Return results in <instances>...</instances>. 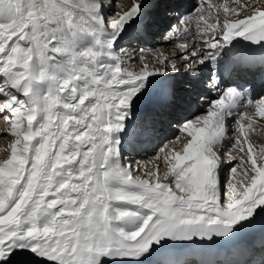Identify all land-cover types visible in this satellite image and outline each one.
Instances as JSON below:
<instances>
[{
	"label": "snow or ice",
	"instance_id": "1",
	"mask_svg": "<svg viewBox=\"0 0 264 264\" xmlns=\"http://www.w3.org/2000/svg\"><path fill=\"white\" fill-rule=\"evenodd\" d=\"M112 6L0 0V115L13 137L0 159V264H188L175 250L194 238L222 247L220 264H264V145L251 139L264 130V79L257 92L220 77L264 70V52L241 44L264 45V0H198L179 15L169 0H131L108 19ZM151 9L177 21L163 35L177 51L147 60L122 42ZM192 93L209 106L188 119L177 109ZM173 119L180 135L134 165L125 152Z\"/></svg>",
	"mask_w": 264,
	"mask_h": 264
},
{
	"label": "bare ground",
	"instance_id": "2",
	"mask_svg": "<svg viewBox=\"0 0 264 264\" xmlns=\"http://www.w3.org/2000/svg\"><path fill=\"white\" fill-rule=\"evenodd\" d=\"M181 1H183V3ZM219 2H222V0H219ZM130 3H131V0H118L116 7L112 6L110 8L105 9L106 17L108 19H111V18H113L115 13L123 11V10H127V8L130 6ZM169 3L171 4L172 7H174L177 10V14L179 15V14H181V12L183 10L187 9L186 7H188L190 4H193L194 1H192V0H175V1L169 0ZM112 5H113V3H112ZM163 10L164 9H151V13L150 14L147 13L148 23H147L146 30L139 33L136 36V38L130 39L128 41V43L122 42V46L125 49H129V55H134L136 57L144 56L147 60H151L152 56L154 54L152 51L153 49H158V50L164 51L166 54H171V53H174L177 51V49L175 47L169 48L166 45V43H164L165 42V41H163L164 39H159L161 44L155 45L152 41V38L148 35L149 33H151L152 30L156 31V32L158 30H160L161 29V28L159 29L160 26H164L166 23H168V18H169V20H171L173 22V24L177 23V21L175 19H173L172 17H170L167 14V11L165 12V10L164 11ZM168 42L174 43L172 41H168ZM180 42H183V41H180ZM171 43H169V44H171ZM247 43L248 42L241 41V44L243 46L246 45ZM231 47L232 46H229L230 49H231ZM132 48L136 49L135 53L131 52L130 49H132ZM139 49H146V51L142 53L139 51ZM150 53H152V55H150ZM125 59H127V57H125ZM230 59H231L230 55L224 56L222 53V57H221L222 65H227L230 62ZM204 73H205V75L207 74V69H204ZM263 74H264V70H262L258 67L255 70H237V71H233V72H229V71L225 70L224 67H221V70H220V77H221V79H223L224 82L230 83L232 81H236V82L242 84L243 86H245L246 88H248L250 91H251L253 86H255V89H256V87L259 85L258 90H257L258 92H260V88H261V82L259 84H258V82L262 78ZM175 78H179V82H180L179 85H183V86L187 87V85L184 84V82L187 80V77L183 75V66H181V75L176 76ZM215 94L216 93L213 91L208 95L207 98L209 99L211 96H213ZM195 98H198V101H201L196 93H192L191 97L182 105V108L177 109V114L180 115L181 113H185L188 115V114H190V112L194 111L192 109V107L193 108H195V107L190 102H192L191 100H194ZM259 98H260V96L254 97V99H259ZM141 109H143V106L137 107V114H136V117H134L133 119L142 120L144 118L143 113L142 114L139 113V111ZM248 111L251 113V112H254V109H248ZM167 122H168V120H165L163 123L156 122L155 123V128L157 129L156 136L150 140L149 139H141V140L137 141L135 145L130 147L129 150H127L125 152V155L130 156L134 159L135 156L131 154V151L139 149L140 152H137V154H139L140 157L146 156L148 153L145 150V146H142V144L147 143V144H149V146H152V148H153L155 146V144L160 142V140L163 137H165L166 135H169L168 133L167 134H161L159 130H164L166 132H169L171 130H176L178 128L175 123L171 124V127L168 126L169 124L167 125L166 124ZM261 122L264 123V121H261ZM6 128H7V125L5 124L2 115H0V159L7 158L8 153L5 152V148L11 143V141L13 139V137H11L10 135L4 134ZM158 133H160V134H158ZM251 139H252L253 143H255L257 145H264V130L257 131L255 133H253L251 135ZM227 142H229V141L226 140L224 143H227ZM149 146H146V148ZM223 148H225V146ZM128 153H130V154H128ZM226 158H227V155H226ZM135 159L138 160V157H136ZM151 168H152V165H151ZM159 170L162 171L161 175H163V172L165 171V167L163 164L161 166V169H159Z\"/></svg>",
	"mask_w": 264,
	"mask_h": 264
},
{
	"label": "rangeland",
	"instance_id": "3",
	"mask_svg": "<svg viewBox=\"0 0 264 264\" xmlns=\"http://www.w3.org/2000/svg\"><path fill=\"white\" fill-rule=\"evenodd\" d=\"M112 1V3H113V6L114 7H116L117 5V1L118 0H111ZM175 1V0H174ZM192 1H194V3L193 4H190L188 7H186L187 9H189V8H192V6L194 5V4H198V0H192ZM182 3H183V1H181ZM191 6V7H190ZM164 11V10H163ZM166 12V11H165ZM164 12V13H165ZM151 13V10H149V12H148V14H150ZM156 18V17H155ZM170 24H173V22L171 21V20H169V18H168V23H166L164 26H158L159 27V29L160 30H158L157 32L156 31H151V33H149L148 35L152 38V41H153V43L155 44V45H157V44H161V42L159 41V39H163V35H164V33L167 31V26H169ZM157 33V34H156ZM158 39V40H157ZM164 41V40H163ZM173 42V41H172ZM164 43H166V45L170 48V47H174V43H171V42H164ZM169 43H171V44H169ZM150 55H152V53H150ZM185 76V75H184ZM223 80V79H222ZM175 82L177 83V85H179V78H175ZM215 98H217V96H216V94L215 95H213V96H211L210 98H209V100H211V99H215ZM197 99V100H196ZM192 102H190V103H192V105L195 107V108H193L192 106V109L194 110V111H192V112H190V114H185V113H181L180 115H182V116H187V118L188 119H193L196 115H202V114H204L205 112H206V109H207V107L209 106L208 104H202V102L201 101H198V98H195L194 100H191ZM200 104V105H199ZM139 113L140 114H142L143 113V109H141L140 111H139ZM173 123H175L176 124V122H175V120L173 119V120H171L170 122L168 121L166 124L168 125V126H170L171 127V124H173ZM157 130V129H156ZM160 131V133L161 134H169V135H166L165 137H163L161 140H160V142H158L157 144H155V146L152 148V146H149V144H142V146H145V150L147 151V155L146 156H144V157H140L139 156V154H137V152H140L139 151V149L138 150H132L131 151V154L132 155H134L135 156V158L136 157H138V160H136L135 158L133 159V164L135 165V163L136 162H140V163H146V162H149V161H152L153 160V158L155 157V155H156V153L158 152V150H159V148L160 147H162L164 144H166V143H169V142H171V141H173L174 140V138L177 136V135H180V133H179V128H177L176 130H171V131H169V132H166V131H164V130H159ZM160 133H158V134H160ZM230 135H231V133H230ZM230 141L229 142H227V143H224V146H225V148H223L222 150H221V155H222V158L223 159H227L226 158V153H227V151L229 150V148H230ZM141 146V145H140ZM146 146H149V147H147L146 148ZM129 150V149H128ZM128 154H130V153H128ZM142 160V161H141ZM163 164V161H160V169H161V166H162V164ZM149 170H151V164H149ZM160 171V174H162V171L161 170H159ZM227 172H228V168L225 166V168H224V175L226 176L227 175Z\"/></svg>",
	"mask_w": 264,
	"mask_h": 264
}]
</instances>
